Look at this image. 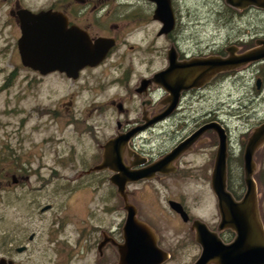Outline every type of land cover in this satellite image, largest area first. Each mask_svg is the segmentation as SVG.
Here are the masks:
<instances>
[{
    "label": "flooded vegetation",
    "instance_id": "1",
    "mask_svg": "<svg viewBox=\"0 0 264 264\" xmlns=\"http://www.w3.org/2000/svg\"><path fill=\"white\" fill-rule=\"evenodd\" d=\"M8 1L3 3L9 5L8 11L3 12V15L9 16L5 24H12L14 21L20 30V36L18 12L22 9H30L36 13L52 10L65 16L63 19L66 24H59L56 32L65 35L60 47L67 51L65 56L69 71L77 75L68 76L60 70L49 73L64 76L71 84L72 92L67 112L62 110L63 103H61L47 108L48 111L44 115H48L58 126L62 123L69 127V133L75 142L70 143L67 156L62 154L60 157L58 150L54 152L55 155L57 154V159L63 157V160L67 161L69 170L77 169V175L44 177L40 174L41 176L36 178L21 176L20 179L13 176L12 180L15 184L19 183L26 194L29 192L32 196L30 203L39 205L43 213L54 211L56 201L41 205L40 197L52 195L48 197L52 200L57 193H63L70 199L79 192L86 191L91 194L98 193L105 201L110 187V194L116 201V204L111 206V211L120 217V223L109 232L104 230L103 226H98L99 229L93 232L87 227L86 219L82 218L79 220L81 228L79 226L77 244H98L101 254H104L106 249H112L113 257L117 258L116 264H120V252L125 242L124 225L128 204L135 207L136 219L153 232L156 244H164L158 228L143 219L147 215H144L135 201L129 199L139 191L148 189L146 185L151 186L153 190L156 181L167 177L191 176L194 171L190 169L196 168L197 165H191V161H183L191 154L198 156V153H201L202 157L206 154L205 162L201 166L209 171L212 168V185L221 145L217 126L223 130L227 170L233 163L238 165L242 163L245 166V151L253 134L264 123V118H258L259 123L256 126L249 116L245 122L247 130H239L235 133L236 128L231 121L235 119L236 114L229 109L226 111L225 105L234 109L231 104L235 99L230 92L234 90L230 84L235 82L236 73L241 71L254 74L252 80L256 78V89L254 92L249 91V96L252 98L248 100L258 101L260 97L264 99V60L226 66H215L210 62L205 64L204 61H214L217 58L229 59L247 51L264 50V32L252 30L247 26L237 32L234 31L235 25L243 20L248 22L252 18L253 11H264L261 5L263 0H170L167 5L170 4L172 9L173 22L171 20L165 22L157 17L159 6L157 0H51L46 7H30L20 0H16L13 5ZM203 4L211 6L205 15L200 9ZM193 7L201 10L200 17L192 13L190 9ZM191 17L196 18L192 21ZM214 20L215 24L212 25ZM207 30L208 34H204ZM68 34L70 37H67ZM133 39L136 41L133 42ZM97 40L101 42L97 43ZM157 40L163 41L158 58ZM88 42L98 46L97 52L103 50L104 43L109 48L97 64L84 65L77 70L76 66L80 65L84 56L92 50ZM243 47L246 50H241ZM156 61L160 65L159 68H156ZM239 67L244 69L240 71ZM168 70L170 71L166 76L160 78L162 81L157 82L156 74ZM227 90L229 92L225 95ZM84 94L86 96H83ZM252 103L255 101L253 100ZM109 110H112V113H109ZM114 115L116 116L114 132L106 138L104 130L107 131L108 127L113 126ZM259 119L263 120L260 122ZM210 125L212 127H209ZM201 129L203 130L193 137ZM159 138L166 147L157 152L155 143ZM115 139L118 141L116 146L111 143ZM78 147L82 149L78 150ZM180 147L179 153L165 166L159 167L155 173L137 181L127 180L124 191L112 179L116 172L121 174L120 177H124L121 170H115L117 165H123L131 173L143 171ZM237 149L240 153L235 156ZM263 151L264 138L256 147L254 163L263 161ZM26 162L20 164L23 170ZM14 163L17 165L19 162L14 160ZM103 165L106 168H102ZM56 173L59 175L58 170H55ZM226 178L228 187V173ZM32 180H35L34 184ZM9 182L6 181L7 185ZM130 186L133 188L130 189ZM246 192V179L240 193L231 191L236 200H241ZM170 200L183 204L189 215L187 221L171 208ZM168 204L177 217H180L184 223L191 224L196 244H201L194 224L196 220L205 223L209 230L218 233L226 243L232 242L237 235L228 226L220 229L222 213L218 198L220 219L215 225L194 218L190 208L181 200L169 199ZM63 213L55 214V217L52 215L48 244H71L69 235L61 237L59 234L61 229L70 224ZM257 215L258 218L260 217L259 221L263 229L261 230L257 221L255 222L262 232L264 208L262 211L258 206ZM34 221L33 223L37 224V217ZM36 228V231L30 233L23 229L19 231L15 229L7 230L0 235L2 250L0 264H26L18 258V254L27 252L29 244H39L44 235V228L39 229L38 225ZM98 233L100 237L96 236Z\"/></svg>",
    "mask_w": 264,
    "mask_h": 264
},
{
    "label": "rangeland",
    "instance_id": "2",
    "mask_svg": "<svg viewBox=\"0 0 264 264\" xmlns=\"http://www.w3.org/2000/svg\"><path fill=\"white\" fill-rule=\"evenodd\" d=\"M10 1L13 5L16 3V0H9L8 3ZM20 1L30 7H46L51 2V0ZM5 2L7 0H0V235L7 230L15 229L18 231L23 229L30 233L36 231V225L39 229L44 228V235L39 244H29L27 252L18 254V258L26 264H116L117 258L113 257L112 249H106V252L101 254L98 244H77L79 226L81 228L79 220L82 218L86 219L87 227L93 232L99 229L98 226H103L102 228L109 232L120 223V217L111 211V206L116 204V201L115 197L110 194V187L105 201L99 197L98 193L91 194L86 191L79 192L77 196L70 199L63 193H57L52 200L48 199L52 195L40 197L42 204H39L41 205L49 203V201H56L54 211L43 213L40 211L39 205L38 207L30 203L32 196L29 192L26 194L20 188L21 185L15 184L12 180L13 176L19 179L21 176L32 178L41 175L44 177L74 176L77 175V169L69 170L67 161L63 160V157L57 159V154L55 155L54 152L58 150L60 157L62 154L67 156L71 147L70 143L75 142L69 133V127L62 123L58 126L57 123L50 120L48 115H44L48 111L47 108L55 107L61 103H63L62 110L68 111V101L72 92L71 84L58 73L42 76L22 65L17 46L20 30L14 21L12 24L8 22L5 24L9 17L6 14L3 15V12L9 8L8 4L3 5ZM209 8L211 6L208 7L205 4L200 6L204 15ZM190 10L200 17L199 11L201 10H198V7H193ZM191 18L194 21L196 17ZM213 24H215V20ZM245 26L264 32V11H253L252 18L248 22L243 20L235 25L234 31L237 32ZM208 32L207 30L204 34H208ZM134 41L136 39H133ZM156 45L158 58L163 41L157 40ZM244 47L241 50H246ZM158 65L157 62L156 68L160 67ZM243 69L242 67L238 68L240 71ZM253 76L254 74L247 71L237 72L235 82L230 84L234 90H230L233 93L232 98L235 99L231 104L234 109L225 105V110L229 109L236 114L235 119L231 121V124L236 128L235 133H238L239 130H247L245 122L249 116L251 122L256 126L259 123L258 118H264L263 97H260L258 101L253 99L255 103H252L253 100H248L252 98L249 96V91L254 92L256 89V78L251 79ZM9 77L11 78L9 79ZM6 82L7 87L5 88ZM228 90L225 95L229 92ZM81 105L84 104L81 103ZM109 113H112V110H109ZM241 117L243 119H239ZM115 118L114 115L113 126L108 127L107 131L104 130L106 138L114 132ZM160 138L155 143L157 152L166 147ZM77 149L81 150L82 147ZM239 153L240 150L237 149L235 156H238ZM26 157L29 159H25ZM205 159L206 154L204 157L201 153H198V156L187 155L183 161H191V165H197L196 168L190 169V171H194L191 176L187 178L167 177L156 181L153 190L151 186L146 185L148 189L139 191L129 199L132 202L135 201L144 215H147L143 219L150 221L158 228L159 235L164 242L159 246L171 255L163 264H193L202 252L201 245L196 244L191 224L184 223L172 212L168 204L169 199L183 201L190 208L194 218L203 219L211 225L217 224L220 219L217 197L211 185L212 168L209 171L206 167L201 166ZM14 160L19 163L16 165ZM262 160L255 163V172H260L261 181L264 183V173H262L264 172V156ZM23 162H26L23 165L25 170L20 167ZM42 164L44 167H40ZM232 168H234L233 180L238 184V179L241 176L244 178L245 169L236 163H233ZM55 170H58L59 175L55 174ZM194 173L197 174L194 175ZM6 181H10L8 185ZM256 181L258 193L255 199L256 201L259 199L256 205L263 211L264 192H262L261 182L258 179ZM32 183L34 184L35 180H32ZM132 188L133 186H130V189ZM60 212H64L63 215L68 218L67 221L70 224L61 229L59 234L61 237L69 235L71 244H48L52 215L55 217V214H60ZM35 217H37V224L33 223ZM29 219L33 220L29 221ZM259 219L260 217L258 218L257 215L256 221L262 230ZM96 236L100 237L101 235L98 233ZM0 255H2L1 249ZM209 264H218V262L211 261Z\"/></svg>",
    "mask_w": 264,
    "mask_h": 264
},
{
    "label": "water",
    "instance_id": "3",
    "mask_svg": "<svg viewBox=\"0 0 264 264\" xmlns=\"http://www.w3.org/2000/svg\"><path fill=\"white\" fill-rule=\"evenodd\" d=\"M157 1L159 2L157 17L165 22L167 20L173 22L172 9L170 4L167 5L170 0ZM261 5L264 7V0L261 2ZM18 14L21 28L18 47L22 64L35 71H39L42 75L60 70L68 76H76L77 73L73 74L69 71V64L65 56L67 51L62 50V47H60L61 42L65 39V35L58 31L56 32L59 24H66L63 19L65 16L52 10H42L36 13L30 9H22ZM67 37H70V35L68 34ZM100 42L101 40H97V43ZM102 42L105 41L102 40ZM88 45L92 50L84 56L82 63L76 66L77 70L84 65L97 64L103 58L104 52L109 48L104 43L102 45L103 50L97 52L98 46L90 42H88ZM260 60H264V50H251L229 59L217 58L214 61H204V63L210 62L215 66H226ZM170 70L157 73L155 76L156 81H162L160 78H164ZM172 70H174L173 66ZM209 127L212 126L210 125ZM217 128L220 132L221 145L214 168L212 187L219 200V207L222 213L220 229L228 226L237 235L232 242L226 243L218 233L209 230L205 223L196 220L194 224L197 230L198 241L201 243L202 252L193 264H209L211 261H217L218 264H264V230L261 232L255 222L257 218V201L255 198L258 189L257 182L253 177L255 173L254 152L261 139L264 138V123L253 134L245 151L244 169L247 192L241 200H236L227 187L226 147L223 142V130L220 126H217ZM203 129L197 131L193 137L198 135ZM117 142L115 139L111 143L116 146ZM180 149L181 147L176 148L172 154L143 171L131 173L123 165H117L115 170H121L124 173V177H120L121 174H117L116 172L112 179L124 191L127 180L137 181L148 174L155 173L159 170V167L165 166L171 161L179 153ZM105 166L103 165L102 168H106ZM169 204L185 221L189 219V215L182 203L170 200ZM124 239L125 242L120 252V264H163L170 258V254L156 244L153 232L145 224L136 219V209L130 204L127 205Z\"/></svg>",
    "mask_w": 264,
    "mask_h": 264
},
{
    "label": "trees",
    "instance_id": "4",
    "mask_svg": "<svg viewBox=\"0 0 264 264\" xmlns=\"http://www.w3.org/2000/svg\"><path fill=\"white\" fill-rule=\"evenodd\" d=\"M12 77V76H11ZM9 77V79L11 78ZM5 88L7 87V82H6V86H4ZM3 87V88H4ZM1 90V88H0ZM241 166H243V164H240ZM233 167V165H231ZM229 167V169L227 170V173L229 174V179H228V188L231 191H234L235 193H240L241 189H243L244 185H245V179L242 178V176L238 179V184H236V182L233 180V172H234V168ZM244 167V166H243ZM264 173V172H262ZM255 179H258L259 182H261V187L263 188L262 192H264V183L261 181V176L260 173L256 175V173L254 174ZM244 177H245V171H244Z\"/></svg>",
    "mask_w": 264,
    "mask_h": 264
}]
</instances>
